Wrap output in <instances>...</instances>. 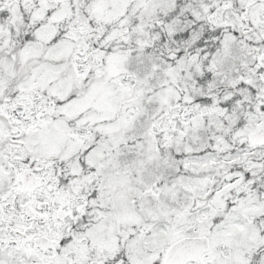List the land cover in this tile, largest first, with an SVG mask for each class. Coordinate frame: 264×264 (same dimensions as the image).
<instances>
[{"label":"snow or ice","instance_id":"6c2138e0","mask_svg":"<svg viewBox=\"0 0 264 264\" xmlns=\"http://www.w3.org/2000/svg\"><path fill=\"white\" fill-rule=\"evenodd\" d=\"M0 264H264V0H0Z\"/></svg>","mask_w":264,"mask_h":264}]
</instances>
